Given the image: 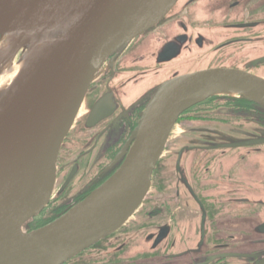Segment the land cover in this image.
Instances as JSON below:
<instances>
[{
  "label": "flooded vegetation",
  "instance_id": "1",
  "mask_svg": "<svg viewBox=\"0 0 264 264\" xmlns=\"http://www.w3.org/2000/svg\"><path fill=\"white\" fill-rule=\"evenodd\" d=\"M209 68L264 77V0H178L170 15L110 56L59 149L51 197L27 230L60 216L114 173L157 84L174 73ZM230 138L254 142L215 146ZM83 256L90 264L264 259L261 106L239 95L216 94L183 111L137 209L114 232L62 264Z\"/></svg>",
  "mask_w": 264,
  "mask_h": 264
},
{
  "label": "water",
  "instance_id": "2",
  "mask_svg": "<svg viewBox=\"0 0 264 264\" xmlns=\"http://www.w3.org/2000/svg\"><path fill=\"white\" fill-rule=\"evenodd\" d=\"M177 1L0 0V71L20 50L25 59L0 94V264H62L118 229L147 194L171 129L193 104L231 94L264 111L263 76L233 68L170 75L151 90L114 173L60 216L27 230L51 197L59 149L107 59ZM12 34L19 35L15 48L7 43ZM252 142L230 138L215 146Z\"/></svg>",
  "mask_w": 264,
  "mask_h": 264
},
{
  "label": "bare ground",
  "instance_id": "3",
  "mask_svg": "<svg viewBox=\"0 0 264 264\" xmlns=\"http://www.w3.org/2000/svg\"><path fill=\"white\" fill-rule=\"evenodd\" d=\"M24 38H26V36ZM7 43L9 47L15 48L17 43H19V35H9L7 38ZM7 43H5V46H7ZM41 46L42 44L38 45L35 49H38ZM21 51L22 50L12 54V56L7 59L3 69L0 71V94L6 92L10 88L11 84L14 82V79L22 71L25 59L20 60V56L17 57V54L19 52L21 53Z\"/></svg>",
  "mask_w": 264,
  "mask_h": 264
},
{
  "label": "rangeland",
  "instance_id": "4",
  "mask_svg": "<svg viewBox=\"0 0 264 264\" xmlns=\"http://www.w3.org/2000/svg\"><path fill=\"white\" fill-rule=\"evenodd\" d=\"M30 224V223H29ZM82 259H86V256H83V258H81L80 260H71L69 264H90L89 262L86 261H82Z\"/></svg>",
  "mask_w": 264,
  "mask_h": 264
},
{
  "label": "trees",
  "instance_id": "5",
  "mask_svg": "<svg viewBox=\"0 0 264 264\" xmlns=\"http://www.w3.org/2000/svg\"><path fill=\"white\" fill-rule=\"evenodd\" d=\"M40 224V222H38Z\"/></svg>",
  "mask_w": 264,
  "mask_h": 264
}]
</instances>
